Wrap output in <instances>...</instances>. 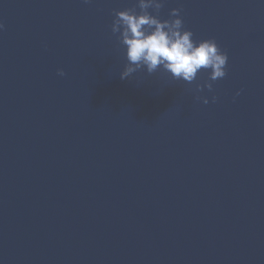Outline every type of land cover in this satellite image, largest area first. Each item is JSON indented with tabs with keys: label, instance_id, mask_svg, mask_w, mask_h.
Instances as JSON below:
<instances>
[{
	"label": "water",
	"instance_id": "obj_1",
	"mask_svg": "<svg viewBox=\"0 0 264 264\" xmlns=\"http://www.w3.org/2000/svg\"><path fill=\"white\" fill-rule=\"evenodd\" d=\"M136 4L0 0V264H264V0H163L227 53L211 92L120 79Z\"/></svg>",
	"mask_w": 264,
	"mask_h": 264
},
{
	"label": "clouds",
	"instance_id": "obj_2",
	"mask_svg": "<svg viewBox=\"0 0 264 264\" xmlns=\"http://www.w3.org/2000/svg\"><path fill=\"white\" fill-rule=\"evenodd\" d=\"M91 2L83 0L85 4ZM162 7L163 0H137L134 7L115 12L111 32L123 46L126 59L120 79H127L140 70L148 74L161 70L172 80L191 84L203 70L207 72V79L196 84V91L206 88L211 92L213 82L227 74V53L215 39L194 40L193 32L184 26L180 8H173L168 19H161ZM3 29L4 24L0 22V31ZM58 75L65 73L61 69ZM197 99H202L204 104L209 102L207 97L197 96ZM212 100L215 102L216 97Z\"/></svg>",
	"mask_w": 264,
	"mask_h": 264
}]
</instances>
